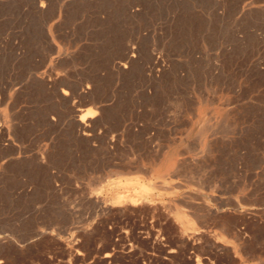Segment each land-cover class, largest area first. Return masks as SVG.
<instances>
[{"label": "rangeland", "instance_id": "rangeland-1", "mask_svg": "<svg viewBox=\"0 0 264 264\" xmlns=\"http://www.w3.org/2000/svg\"><path fill=\"white\" fill-rule=\"evenodd\" d=\"M0 130V264H264V0H0Z\"/></svg>", "mask_w": 264, "mask_h": 264}, {"label": "bare ground", "instance_id": "bare-ground-1", "mask_svg": "<svg viewBox=\"0 0 264 264\" xmlns=\"http://www.w3.org/2000/svg\"><path fill=\"white\" fill-rule=\"evenodd\" d=\"M43 4V3H42ZM135 51L133 50V48H128L127 49V52H126V56H125V58L122 60V62L120 63V66L121 67H123V68H127V66L129 65V64H131V62L133 61V59L135 58ZM157 63V62H156ZM130 66V65H129ZM51 79V78H50ZM48 80V79H47ZM54 80V79H53ZM49 82V81H48ZM52 82V81H51ZM54 82V81H53ZM46 84V83H45ZM49 85H50V83H49ZM53 87V86H52ZM51 88V87H50ZM61 94H62V96H64V97H68L69 95V93H68V91L67 90H65L64 88L61 90ZM63 97V98H64ZM66 97V98H67ZM77 103V102H76ZM78 104H80V103H78ZM77 104V105H78ZM76 106V105H75ZM74 106V107H75ZM73 107V106H72ZM103 109V108H102ZM73 108H72V112H73ZM98 110H100V109H98ZM104 110V109H103ZM102 110V111H103ZM76 111V110H75ZM82 111V110H81ZM101 111V110H100ZM79 112V111H78ZM99 112V111H98ZM97 112V113H98ZM218 112V111H217ZM77 113V112H76ZM80 113V112H79ZM78 113V114H79ZM220 113V112H219ZM79 116V115H78ZM95 117V114L94 113H92V112H89L88 114H85V115H83V116H81L80 118H79V120H78V122H79V124H78V127H82L81 129H82V132H83V134L85 133V134H88V132L90 131V129H89V127H90V124H91V127L93 128L94 127V125H92V124H94L93 123V121H92V119ZM222 117V116H221ZM97 118V117H96ZM56 119V118H55ZM89 120L90 121V123H86L85 122V120ZM95 119V118H94ZM54 120V119H53ZM210 120H211V118H210ZM76 121V120H75ZM89 121H87V122H89ZM96 121V120H95ZM223 121V120H222ZM51 122V121H50ZM97 123V122H96ZM210 123V122H209ZM216 124V123H215ZM214 124V125H215ZM219 124H221V123H219ZM218 124V125H219ZM205 125V124H204ZM195 126V125H194ZM202 126V125H201ZM212 126V125H211ZM90 127V128H91ZM205 127V126H204ZM208 127V126H207ZM3 129V128H2ZM94 129V128H93ZM203 129V128H202ZM0 131H2V130H0ZM196 131V130H195ZM3 132V131H2ZM91 132V131H90ZM205 131L203 130V135H205V133H204ZM200 133V132H199ZM81 134V133H80ZM91 135H92V133H90ZM193 135V134H192ZM199 135V134H198ZM93 136V135H92ZM87 137V136H86ZM112 139V138H111ZM114 140V139H113ZM115 141V140H114ZM172 147V146H171ZM176 149V148H175ZM176 152V151H175ZM172 153V152H171ZM179 156V155H178ZM168 157H170V156H168ZM176 159V158H175ZM178 160V159H177ZM160 164V163H159ZM173 164V163H172ZM169 165V164H168ZM177 165H179V164H177ZM181 165V164H180ZM179 167V166H178ZM180 167H182V166H180ZM174 170H175V168H174ZM152 171V170H151ZM153 172V171H152ZM174 172H176V170L174 171ZM155 173V172H154ZM168 173V172H167ZM156 175V174H155ZM190 182V181H189ZM191 183H193L192 181H191ZM157 184V183H156ZM168 184V183H167ZM189 184V183H188ZM194 184V183H193ZM174 185V184H173ZM195 185V184H194ZM176 186V185H175ZM202 186V185H201ZM162 187V186H161ZM163 187H165V186H163ZM162 187V188H163ZM167 187V186H166ZM165 187V188H166ZM177 188H178V186H177ZM190 188V187H189ZM210 188V187H209ZM130 189V188H129ZM193 189V188H192ZM196 189V188H195ZM201 189V188H200ZM116 190V189H115ZM123 190V189H122ZM198 190V189H197ZM125 191V190H124ZM132 191V190H131ZM94 192H96V191H94ZM113 192V191H112ZM120 193V192H119ZM128 193V192H127ZM136 193V192H135ZM135 193H133V194H135ZM139 193V192H138ZM146 193V192H145ZM147 193H149V192H147ZM153 193V192H152ZM94 194V193H93ZM173 194V193H172ZM115 195V194H114ZM126 195H128V194H126ZM136 195V194H135ZM147 195V194H146ZM91 196V195H90ZM137 196H138V194H137ZM145 196V195H144ZM135 196L133 195V196H131V199H132V202H134L135 201V198H134ZM151 197V196H150ZM91 197H89V199H90ZM115 198V197H114ZM123 198V197H122ZM140 198V197H139ZM154 198V197H153ZM94 199V198H93ZM120 199H121V197H120ZM147 199V198H146ZM91 200H92V198H91ZM99 201V200H98ZM97 201V202H98ZM138 203H139V201H137ZM149 203V202H148ZM116 204V203H115ZM123 204V203H122ZM111 205V204H110ZM144 205V204H143ZM255 205V204H254ZM122 206V205H121ZM124 206H125V204H124ZM137 206V205H136ZM136 206H135V208H136ZM244 206V205H243ZM249 206V205H248ZM114 207V206H113ZM143 207V206H142ZM119 208V207H118ZM132 208V207H131ZM157 208V207H156ZM196 208V207H195ZM205 208V207H204ZM208 208V207H207ZM236 209V208H235ZM244 209V208H243ZM132 211H133V209H131ZM161 210V209H160ZM256 210V209H255ZM127 211V210H126ZM130 211V210H129ZM135 211H137V208L135 209ZM142 211V210H141ZM147 211V210H146ZM209 211V210H208ZM249 211V210H248ZM251 211V210H250ZM257 211V210H256ZM161 212H164V211H161ZM200 212V211H199ZM239 212V211H238ZM242 212V211H241ZM244 212V211H243ZM213 213H216V211L215 212H213ZM253 213V212H252ZM163 214H165V213H163ZM196 214H198V213H196ZM202 214V213H201ZM236 214V213H235ZM240 214V213H239ZM199 215V214H198ZM205 215V214H204ZM248 215V214H247ZM259 215V214H258ZM165 216V215H164ZM167 216V215H166ZM210 216V215H209ZM214 216H216V215H214ZM213 216V217H214ZM218 216V215H217ZM222 216V215H221ZM250 216V215H249ZM196 217H198V216H196ZM195 217V218H196ZM236 217V216H235ZM238 217V216H237ZM257 217V216H256ZM169 218V217H168ZM203 218V217H202ZM161 219V218H160ZM164 219V218H163ZM210 219H211V217H210ZM216 219V218H215ZM165 220H167V218L166 219H164V221ZM212 220V219H211ZM238 219H236V221H237ZM240 220V219H239ZM251 220H252V218H251ZM226 221V220H225ZM168 222H170V220L168 219ZM172 222V221H171ZM170 222V223H171ZM204 222V221H203ZM215 223L217 222V221H214ZM161 223V222H160ZM165 223H167L166 221H165ZM219 223V222H218ZM221 223V222H220ZM163 224V223H162ZM196 224V223H195ZM199 224H201L202 225V223H199ZM199 224H196V225H199ZM208 224V223H207ZM165 225V224H164ZM216 225V224H215ZM175 226V225H174ZM220 227H221V225H219ZM232 226V225H231ZM171 227V229L173 230L174 228H172L173 226H170ZM169 227V228H170ZM202 227V226H201ZM249 227V226H248ZM163 228H164V226H163ZM175 228H177V225H176V227ZM179 228V227H178ZM215 228V227H214ZM231 228V227H230ZM233 228V227H232ZM162 230V229H161ZM165 230V229H164ZM176 230V229H175ZM175 230H174V232H175ZM211 230V229H210ZM221 230V229H220ZM224 230V229H223ZM222 231V230H221ZM209 232V231H208ZM223 232V231H222ZM161 233V232H160ZM163 233H164V231H163ZM162 233V234H163ZM199 233V232H198ZM206 233V232H205ZM225 233V232H224ZM106 234V233H105ZM190 234H192V233H190ZM201 234V233H200ZM207 234V233H206ZM220 234V233H219ZM107 235V234H106ZM109 235V234H108ZM107 235V236H108ZM112 235H113V233H112ZM138 235V234H137ZM141 235V234H140ZM164 235V234H163ZM189 235V234H188ZM195 235V234H194ZM202 235H203V233H202ZM210 235V234H209ZM245 235V234H244ZM244 235H243V237H244ZM122 236V235H121ZM168 236V235H167ZM180 236V235H179ZM183 236V235H182ZM206 236V235H205ZM139 237V236H138ZM152 237V236H151ZM154 237V236H153ZM158 237V236H157ZM160 237V236H159ZM165 237V236H164ZM171 237V236H170ZM176 237V236H175ZM181 237V236H180ZM199 236H196V238H198ZM211 237V236H210ZM214 237V236H213ZM123 238V237H122ZM125 238V237H124ZM184 238H185V236H184ZM216 238V237H215ZM214 238V239H215ZM158 239V238H157ZM160 239V238H159ZM168 238H166V240H167ZM169 239H171V238H169ZM176 239V238H175ZM194 239V238H193ZM205 239H207L208 240V238H206L205 237ZM211 239V238H210ZM227 239H230V238H227ZM235 239V238H234ZM111 240H112V238H111ZM164 240V239H163ZM172 240V239H171ZM196 240V239H195ZM199 240V239H198ZM198 240H196V241H198ZM203 240H204V238H203ZM237 240V239H236ZM150 241V240H149ZM160 241V240H159ZM174 241V240H173ZM195 241V242H196ZM206 241V240H205ZM249 241V240H248ZM152 242V241H151ZM169 242V241H168ZM182 242V241H181ZM245 242V241H244ZM163 243V242H162ZM173 243V242H172ZM211 243H212V241H211ZM234 243H235V241H234ZM115 244V243H114ZM170 244H171V242H170ZM169 244V245H170ZM184 244V243H183ZM194 244V243H193ZM196 244H198V243H196ZM239 244V243H238ZM78 245V244H77ZM110 245V244H109ZM108 245V246H109ZM157 245H159V244H157ZM173 245H174V243H173ZM192 245V244H191ZM213 245V244H212ZM235 245H237V244H235ZM74 246V245H73ZM79 246V245H78ZM111 246V245H110ZM113 246V245H112ZM153 246V245H152ZM195 246V245H194ZM241 246V245H240ZM243 246V245H242ZM174 247H175V245H174ZM174 247H173V249H174ZM182 247H183V245H182ZM209 247V246H208ZM218 247H220V246H218ZM226 247V246H225ZM229 247V246H228ZM71 248H73V247H71ZM109 248V247H108ZM176 248V247H175ZM184 248V247H183ZM191 248H193V247H191ZM212 248V247H211ZM229 248H231V247H229ZM74 249V248H73ZM76 249V248H75ZM159 249V248H158ZM163 249V248H162ZM162 249H161V252H162ZM182 249V248H181ZM218 249V248H217ZM220 249V248H219ZM106 250V249H105ZM135 250V249H134ZM155 250H157V248H155ZM175 250V249H174ZM178 250V249H177ZM185 250V249H184ZM184 250H182V252L184 251ZM194 250V249H193ZM196 250H198V249H196ZM232 250H233V248H232ZM74 250H72V252H73ZM104 251V250H103ZM108 251V250H107ZM113 251V250H112ZM229 251V250H228ZM69 252V251H68ZM71 252V253H72ZM115 252V251H114ZM114 252H113V254H114ZM128 252H130V251H128ZM134 252V251H133ZM193 252V251H192ZM213 252V251H212ZM215 252V251H214ZM222 251H220V253H221ZM232 252V251H231ZM102 253V252H101ZM131 253V252H130ZM166 253H167V251H166ZM179 252L177 251V254H178ZM181 253V252H180ZM216 253V252H215ZM218 254H219V252H218ZM109 254H107V256H108ZM117 255V254H116ZM115 255V256H116ZM126 255V254H125ZM189 255V254H188ZM219 255H221V254H219ZM106 256V257H107ZM128 256V255H127ZM165 256H168V253H167V255H165ZM185 256V255H184ZM192 256H194V255H192ZM199 256V255H198ZM168 257H170V256H168ZM187 257V256H186ZM200 257V256H199ZM199 257H196V258H199ZM216 257V256H215ZM160 258H161V256H160ZM172 258H173V256H172ZM171 258V259H172ZM110 258H108V261H110L109 260ZM111 259H113V258H111ZM168 259V258H167ZM183 259V258H182ZM206 259V258H205ZM209 259V258H208ZM152 260V259H151ZM158 260V259H157ZM184 260V259H183ZM187 260V259H186ZM207 260V259H206ZM222 260V259H221ZM193 261V260H192ZM210 261V260H209ZM111 262V261H110ZM150 262V261H149ZM152 262V261H151ZM185 262H187V261H185ZM167 263V262H166ZM195 264V263H194ZM208 264V263H207Z\"/></svg>", "mask_w": 264, "mask_h": 264}]
</instances>
